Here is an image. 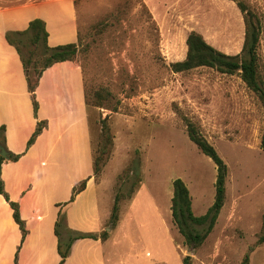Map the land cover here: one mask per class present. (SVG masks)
<instances>
[{"label":"rangeland","instance_id":"rangeland-1","mask_svg":"<svg viewBox=\"0 0 264 264\" xmlns=\"http://www.w3.org/2000/svg\"><path fill=\"white\" fill-rule=\"evenodd\" d=\"M39 1L44 0H0V9ZM239 1L249 6L260 25L256 54L264 84V0ZM74 5L78 36L73 59L83 77L92 159L103 146L104 124L112 137L100 174L93 177L109 198L111 211L119 198L118 220L112 224L110 214L106 223V233L113 234L105 251L110 263L152 251L155 261L175 264L176 249L177 264L187 256L191 264H241L246 255L249 264H264V242H259L264 236L261 102L239 73L207 67L174 73L170 68L185 58L191 31L227 55L239 54L245 26L236 3L74 0ZM28 49H22L26 57ZM42 54L39 47L33 59ZM184 118L227 166L224 205L198 248L184 243L172 221V182L178 178L185 183L192 212L201 216L214 200L216 168L189 140ZM146 197L148 213L143 217ZM156 205L163 230L155 217Z\"/></svg>","mask_w":264,"mask_h":264},{"label":"crops","instance_id":"crops-1","mask_svg":"<svg viewBox=\"0 0 264 264\" xmlns=\"http://www.w3.org/2000/svg\"><path fill=\"white\" fill-rule=\"evenodd\" d=\"M35 19L45 24L51 48L76 43L78 36L74 0H44L0 9V128L4 129L6 151L19 156L1 165L9 201L0 194V264H59L54 230L59 212L65 213L70 230L97 236L106 232L111 214L109 198L93 179L83 77L75 61L57 62L43 71L35 90L34 114L23 65L6 35L26 30ZM39 122L45 126L28 146ZM83 180L85 189L69 201L73 188ZM9 202L18 206L24 238ZM154 211L163 230L157 205ZM112 235L75 240L63 264H112L105 254ZM135 249L130 247V253ZM154 253L137 251L116 264H164V259L155 261Z\"/></svg>","mask_w":264,"mask_h":264},{"label":"trees","instance_id":"trees-1","mask_svg":"<svg viewBox=\"0 0 264 264\" xmlns=\"http://www.w3.org/2000/svg\"><path fill=\"white\" fill-rule=\"evenodd\" d=\"M236 3V6L243 17L245 26V35L242 49L237 55H227L209 43L203 36L191 31L185 40L187 52L182 61L170 64V68L174 73H184L200 67H207L216 70L222 74L232 75L239 73L242 81L248 89H250L261 102L264 111V84L258 75L257 54L256 49L259 42L260 25L253 16L249 6L239 0H231ZM27 38L26 40L23 38ZM7 42L13 46L20 57L23 65V70L27 82L28 92L31 95L33 103V111L36 114L37 102L35 101V90L38 86L39 79L45 69L57 62L74 61L77 45L76 43L57 46L51 48L47 45V32L45 24L39 19L31 21L28 28L22 32L8 33L6 35ZM32 47V50L28 48ZM42 47V58L34 60L35 51ZM28 49L26 57L22 49ZM186 123V133L189 140L198 148V150L207 158H209L216 168V179L214 183V200L206 213L201 216H195L192 212V203L188 188L181 179H175L172 182V198H171V216L172 221L179 234L183 237L184 243L192 248L200 247L207 236L211 233L217 217L224 205L225 200V181L227 177V166L222 158L218 155L215 148L200 134L196 126L188 119L184 118ZM45 122L37 123L35 132L28 142L30 146L36 137L40 134ZM3 128H0V143L5 146ZM102 137L104 139L103 146L96 158H93V176L96 177L105 155L109 152L112 146V137L107 126H102ZM260 148L264 150V130L261 137ZM19 156L9 154L10 161H16ZM5 161L0 157V194L7 201L8 196L3 190V182L1 180V165ZM100 174V171H99ZM98 174V175H99ZM86 186V181L80 182L72 190V195L69 201H73L75 196L83 191ZM118 201L116 197L111 211V223L114 224L118 220ZM13 209V218L18 224L22 238L26 235L24 222L20 219L18 206L15 203L9 202ZM203 232L197 230V227H204ZM264 228V221H263ZM55 235L57 237V251L60 256L59 264H63L69 255L72 243L81 238L96 239V236L91 234L75 233L67 228L65 223V215L59 212L55 223ZM65 236V237H64ZM107 233L101 234L102 239H106ZM259 242H264V236L259 238ZM183 264H191L190 257H184ZM241 264H249V256H244Z\"/></svg>","mask_w":264,"mask_h":264},{"label":"water","instance_id":"water-1","mask_svg":"<svg viewBox=\"0 0 264 264\" xmlns=\"http://www.w3.org/2000/svg\"><path fill=\"white\" fill-rule=\"evenodd\" d=\"M0 157L5 160L9 159V153L6 151L5 147L0 143Z\"/></svg>","mask_w":264,"mask_h":264}]
</instances>
